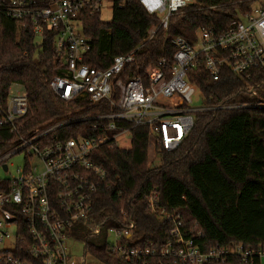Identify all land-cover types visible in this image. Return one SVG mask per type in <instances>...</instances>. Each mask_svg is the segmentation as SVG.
Here are the masks:
<instances>
[{"label": "built area", "instance_id": "2783aa9c", "mask_svg": "<svg viewBox=\"0 0 264 264\" xmlns=\"http://www.w3.org/2000/svg\"><path fill=\"white\" fill-rule=\"evenodd\" d=\"M159 24L148 33L151 39L159 28L168 30L170 20L194 0H137ZM249 8L238 14L223 34L201 27L195 41L175 37L172 59H163L144 77L123 79L125 68L135 62L140 47L128 55L116 56L106 70L84 65L91 50L83 35L79 15L86 9L103 11L113 0H0V31L5 20L19 24L35 38L41 48L47 31L57 33L55 49L64 53V73L50 82L52 91L64 102L87 99L93 107L104 106L113 112L77 118L42 132L24 131L29 100L19 85L0 92V264H83L70 254L72 229L77 224L93 227L98 236L102 224L94 221L98 195L110 188L109 176L91 159L97 148L109 145L132 147V131L148 127V155L155 167L161 153L179 150L195 126L199 113L215 111L195 105L202 100L189 81L190 70L203 66L217 82L225 72L251 79L264 69V0H250ZM230 106L223 109H239ZM106 108V109H107ZM89 121L93 138L61 139L55 129L69 123ZM130 136L128 148L117 140ZM23 156V165L11 160ZM13 169V171H11ZM148 209L169 225L170 240L157 248L152 243L134 247L135 223L131 218L113 216L115 226L107 229L110 252L125 262L149 259H175L188 264H225L230 257L243 262L263 263L264 251L242 244L216 246L201 252L193 239H186L183 221L158 207V193L146 199ZM123 213V210H121Z\"/></svg>", "mask_w": 264, "mask_h": 264}, {"label": "trees", "instance_id": "16d2710c", "mask_svg": "<svg viewBox=\"0 0 264 264\" xmlns=\"http://www.w3.org/2000/svg\"><path fill=\"white\" fill-rule=\"evenodd\" d=\"M47 4L52 0H39ZM250 0H194L171 18L168 30L159 24L137 0H113L110 22L102 11L81 12L83 35L91 50L83 64L106 70L116 56L128 55L137 47L135 62L129 64L123 79L144 77L163 59H172L176 50L172 39L194 42L196 31L212 29L223 34L238 14L249 8ZM57 33L47 31L41 48L19 24L5 20L0 31V92L19 85L29 100L24 131L42 132L77 118L113 112L93 107L87 99L64 102L52 91L50 82L65 71L64 53L55 49ZM199 90L203 106L215 111L195 116V126L182 146L173 153H161L155 167L148 155L149 130L141 125L132 131V147L119 149L105 145L92 153V161L106 170L110 188L98 195L94 221L102 224L97 242H89L93 227L77 224L72 237L84 244V252L99 264H188L175 259L153 258L146 262H125L110 252L107 227L115 226L113 216L131 218L135 223L134 247L150 243L159 248L170 240L169 225L148 209L147 197L158 193V207L183 221L186 239H193L201 252L216 246L242 244L264 251V69L251 79L225 72L215 82L201 65L188 73ZM246 106L239 109H223ZM107 108V109H106ZM92 123L81 121L53 131L61 139H92ZM123 210V213H121ZM225 264H264L243 262L230 257Z\"/></svg>", "mask_w": 264, "mask_h": 264}, {"label": "rangeland", "instance_id": "374dc122", "mask_svg": "<svg viewBox=\"0 0 264 264\" xmlns=\"http://www.w3.org/2000/svg\"><path fill=\"white\" fill-rule=\"evenodd\" d=\"M112 18V7L110 5H106L102 11V20L104 22H110ZM195 101V105H200L202 103V100L200 98H197ZM130 136L127 135L126 137H121L118 138L117 143L120 147L122 148H128L130 144ZM11 163L14 164V167H19L23 165V156H16L11 160ZM13 171V169H11ZM4 174L0 170V180L3 178ZM107 227L104 230H107ZM78 230L77 226H74L72 229V234L73 232H76ZM79 232V231H77ZM76 232V233H77ZM78 235V233H77ZM89 242L91 244H95L97 242V238L92 235L90 236ZM69 250L71 256H73L76 259H81L82 263L84 264H99L97 261L91 256V255H86L84 252V244L78 239H75L72 237L70 243H69Z\"/></svg>", "mask_w": 264, "mask_h": 264}, {"label": "crops", "instance_id": "0c3cea01", "mask_svg": "<svg viewBox=\"0 0 264 264\" xmlns=\"http://www.w3.org/2000/svg\"><path fill=\"white\" fill-rule=\"evenodd\" d=\"M85 264V263H84Z\"/></svg>", "mask_w": 264, "mask_h": 264}]
</instances>
